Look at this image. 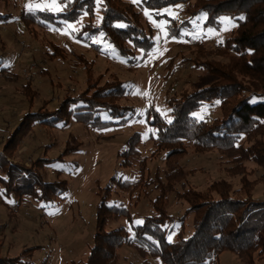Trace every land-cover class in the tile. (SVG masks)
<instances>
[{"label":"trees","instance_id":"trees-1","mask_svg":"<svg viewBox=\"0 0 264 264\" xmlns=\"http://www.w3.org/2000/svg\"><path fill=\"white\" fill-rule=\"evenodd\" d=\"M58 1L63 6L60 12L47 9L21 12L20 20L30 33L36 34V27L63 29L65 24L78 22L81 16L93 17L98 6V0ZM0 3L3 2L0 0ZM99 4L100 24H85L77 38L92 43V39L103 35L119 56L134 65L135 50L152 47L151 35L143 27L142 14L126 0H101ZM142 4L157 13L164 8L185 5L188 18L180 24L172 20L170 25L171 35L177 37H181L183 29L190 28L191 21L203 15L206 17L203 25L216 30H221L223 19L232 20L235 26L219 50L229 64L194 60L196 68H204L216 76L215 82L169 99L171 121L155 108L148 109L147 122L157 130L152 143L153 155L165 153L167 170L164 176L157 170L151 179L149 160L139 149L142 135L135 132L127 140V148L120 154L121 166H137L139 179L125 182L113 177L111 185L100 189L94 245L81 264H120L118 250L125 245L139 254L141 264H152L150 258L159 260V264H219L220 257L226 252L234 254L241 264H256L257 260L264 259V199H255L252 193L258 184H264V0H143ZM11 18L0 8V24H7ZM128 43H132L135 50ZM192 44L203 46L199 42ZM49 55L56 58L63 53L52 45ZM5 62L0 56V77L11 81L10 68ZM51 84L54 85L52 79ZM30 87L27 83L24 90L27 92ZM126 92L122 80L114 77L101 86L98 82H88L86 89L77 95H63L55 109L48 107L51 101H46L47 106L29 110L0 149V190L3 195L19 201L29 196L47 205L60 200L68 192V183L45 179L42 171L49 160L38 159L26 166L14 162L13 153L36 126L45 130L63 128L74 120L97 131L126 127L136 113L135 108L121 104ZM214 101L219 102L221 116L211 123L199 119L196 113ZM29 105L32 106L30 102ZM79 145L71 134L64 155L56 161H63L68 153L78 151ZM189 147L204 153L216 152L226 158L231 165L226 172L232 178L239 177L240 189L223 179L212 182L206 191L188 187L186 181L196 171L185 170L179 160ZM247 163L262 171L259 178L249 179V174L255 175L256 171L249 172ZM115 184L130 194L143 186H154L159 192L153 200L155 214L145 217L140 225L128 222L133 235L126 227L108 229L110 222L123 218L130 220L125 206L110 204ZM177 186L183 191L178 192ZM171 194L188 203L181 218L171 216L166 208ZM191 215L194 216L193 233L186 237L185 223ZM176 224H180L178 232ZM35 249L38 248L25 249L16 257L0 256V264H34L32 252Z\"/></svg>","mask_w":264,"mask_h":264},{"label":"rangeland","instance_id":"rangeland-1","mask_svg":"<svg viewBox=\"0 0 264 264\" xmlns=\"http://www.w3.org/2000/svg\"><path fill=\"white\" fill-rule=\"evenodd\" d=\"M126 1L132 2L142 14L143 27L151 35L152 42L150 50H135L133 44L128 43L135 50L134 65L129 59L119 56L103 35L92 39V43H84L77 38L85 24H100L101 0H98L93 17L81 16L78 22L65 24L63 29L36 27V34L24 26L20 20L21 12L46 9L60 12L63 6L58 0H7L0 3V8L12 17L7 24H0V56L5 59V66L10 68L12 78L4 81L0 77V149L29 110L47 106L46 101H51L50 109H55L58 99L68 93H81L88 82H98L101 86L114 77L122 80L127 87V95L121 104L136 109L134 118L126 127L97 131L72 120L63 128L45 130L36 126L33 133L27 135L13 153V161L29 166L38 159H48L42 175L51 182L66 180L68 192L56 203L47 205L29 196L23 201L9 199L0 190V256L16 257L25 249L37 247L32 252L34 264L83 263L90 254L97 232L100 189L111 185L113 177L125 182L139 179L137 166H121L120 154L126 150L127 140L135 132L142 135L139 149L149 160L151 179L157 170L163 176L167 170L165 153L153 155L152 143L157 130L147 122L148 109L155 108L162 117L171 121L169 99L215 82L216 76L204 68H196L194 60L198 63L219 61L229 64L219 50L235 26L232 20L223 19L221 30H216L203 25L206 19L203 15L191 21L190 28L183 29L181 37H177L171 35L170 25L172 20L180 24L188 18L185 5L164 8L157 13L145 8L143 0ZM29 5L33 7L29 9ZM193 42L203 46H191ZM52 45L59 47L63 56L52 58L49 55ZM51 79L56 87L51 84ZM27 83L31 87L26 92ZM196 116L211 123L221 116L219 102L205 105ZM71 134L81 145L80 149L68 153L63 161H56L65 152ZM179 163L185 170L196 171L186 183L197 191H206L212 182L219 179L231 182L235 189L241 187L239 177L232 178L226 172V168L231 166L229 161L216 152L204 153L189 147ZM246 166L249 172L256 171L255 175L249 174L251 181L261 176L262 171L256 165L247 163ZM57 173L62 175L59 177ZM112 188L110 204L125 206L130 220L123 218L110 222L108 229L126 227L133 235L128 222L140 225L145 217L155 214L153 200L159 192L154 190V186H143L133 194L122 191L116 184ZM177 191L182 192L183 188L177 186ZM252 193L255 199H264V184H258ZM188 207V203L171 194L166 208L171 216L181 218ZM193 219L191 215L186 220V237L193 233ZM176 231H180V224H176ZM118 253L120 264L142 262L139 254L127 245ZM149 261L159 264L157 259L150 258ZM219 264L241 262L234 254L226 252L220 257ZM256 264H264V259L257 260Z\"/></svg>","mask_w":264,"mask_h":264},{"label":"snow or ice","instance_id":"snow-or-ice-1","mask_svg":"<svg viewBox=\"0 0 264 264\" xmlns=\"http://www.w3.org/2000/svg\"><path fill=\"white\" fill-rule=\"evenodd\" d=\"M28 7H29V9H31L33 6L32 5H29Z\"/></svg>","mask_w":264,"mask_h":264}]
</instances>
